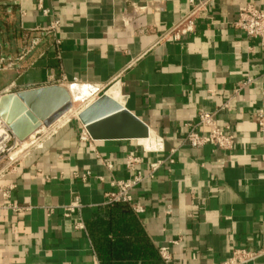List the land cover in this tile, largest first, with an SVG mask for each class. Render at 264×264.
Instances as JSON below:
<instances>
[{"label":"crops","instance_id":"1","mask_svg":"<svg viewBox=\"0 0 264 264\" xmlns=\"http://www.w3.org/2000/svg\"><path fill=\"white\" fill-rule=\"evenodd\" d=\"M247 5L264 0H215L175 41L163 33L190 0H0V93L98 88L75 113L105 95L99 115L127 110L149 132L96 139L94 117L78 114L33 132L36 145L0 178V205L6 190L27 207H0V264H215L237 249L264 264V46L235 26ZM200 111L230 127L232 149L186 141ZM137 176L142 212L109 201Z\"/></svg>","mask_w":264,"mask_h":264},{"label":"built area","instance_id":"2","mask_svg":"<svg viewBox=\"0 0 264 264\" xmlns=\"http://www.w3.org/2000/svg\"><path fill=\"white\" fill-rule=\"evenodd\" d=\"M215 0H201L196 2L190 0L192 8L171 27L167 28L163 33L162 39L171 37L175 41H180L182 37L189 35L195 31L196 19L202 11L207 10L208 6ZM59 26V21H53L48 27L44 29L46 32H55ZM235 26L245 32V34L253 39H257L264 46V9L255 5H247L243 8L235 22ZM6 60L0 55V70L4 69ZM252 80H248L243 83L249 84ZM74 84V83H73ZM88 87V86H87ZM93 93H98V88L88 87ZM5 94L0 93V97ZM225 108V107H223ZM259 127H264V113H259ZM85 133V137H86ZM186 141L193 147H201L204 145H213L219 149L229 150L234 147L235 138L230 131V127H222L216 118V113L200 111L198 114L197 122L192 126L187 134ZM36 145V141L33 140L32 146ZM20 146L19 139L12 132L10 125L7 121L0 116V178L8 175L16 168V163L19 161L18 157L13 158L12 153L16 148ZM7 161V162H6ZM129 165H133L138 161L137 158H131L128 160ZM158 164H153V168L156 169ZM11 167V169H10ZM141 177L137 176L135 179L121 180L117 182V190L108 194L109 201L126 202L130 204L132 209L136 212H142L143 209L131 201L130 190L140 181ZM2 196L8 202L5 205H0L1 208H9L13 211L20 212L26 210L27 207L20 205L15 200H10L9 192L2 191ZM74 206L67 207V211H72ZM161 258L169 263L172 259L169 246H161L159 248ZM258 253L247 251L245 249L235 250L231 257L215 264H244L254 260Z\"/></svg>","mask_w":264,"mask_h":264},{"label":"water","instance_id":"3","mask_svg":"<svg viewBox=\"0 0 264 264\" xmlns=\"http://www.w3.org/2000/svg\"><path fill=\"white\" fill-rule=\"evenodd\" d=\"M111 106V100L103 95L80 113L81 119L94 117L86 122L87 131L92 137L96 139L148 137V127L127 110L116 108L99 115ZM71 108L72 100L68 89L61 85L5 94L0 99V116L7 121L19 140L27 138L42 125L52 126Z\"/></svg>","mask_w":264,"mask_h":264},{"label":"bare ground","instance_id":"4","mask_svg":"<svg viewBox=\"0 0 264 264\" xmlns=\"http://www.w3.org/2000/svg\"><path fill=\"white\" fill-rule=\"evenodd\" d=\"M68 92L70 94L71 100L72 101H81L83 100L84 96H91L90 93V89H88L87 86L85 85H80V84H76V83H72L71 85H68ZM93 94V93H92ZM95 94V93H94ZM1 99V97H0ZM86 99V98H85ZM82 102V101H81ZM73 106V103H72ZM76 112V109L73 107L71 108L66 114H64L57 122L55 123H63L64 121H66L67 119H69L74 113ZM79 115V114H78ZM42 127V128H41ZM45 126H40L41 129H47ZM52 127V126H51ZM38 130V128H37ZM32 135L28 136V139L31 137ZM27 141L26 138L23 140H20L19 142L21 143V148H25L27 146ZM29 144V143H28ZM21 152V151H20ZM13 154V153H12ZM13 156V155H12ZM13 158H15V156H13Z\"/></svg>","mask_w":264,"mask_h":264},{"label":"rangeland","instance_id":"5","mask_svg":"<svg viewBox=\"0 0 264 264\" xmlns=\"http://www.w3.org/2000/svg\"><path fill=\"white\" fill-rule=\"evenodd\" d=\"M68 86H66L65 88H67ZM68 89V88H67ZM91 93V92H90ZM86 98V99H85ZM93 100V96L91 95L90 98L89 96H84L83 100H81L80 102L79 101H72L73 103V106L72 108L74 107L76 109L77 112L80 111V109H82L85 104H87L88 102L92 101ZM78 113H75L73 115H77ZM40 128V127H39ZM37 131V130H36ZM46 131V130H45ZM32 135V134H31ZM34 135L35 133L28 139V137L26 138L27 141V146L23 149L21 148V143L19 142L20 146L18 148H16L13 152V156L15 157H18L19 161L22 157H24L25 155H27L30 151V148H31V145L33 144V140H34ZM20 141V140H19ZM29 143V144H28ZM33 147V146H32ZM21 151V152H20ZM19 161L16 163L18 164ZM7 162V161H6ZM11 169V167H10Z\"/></svg>","mask_w":264,"mask_h":264},{"label":"trees","instance_id":"6","mask_svg":"<svg viewBox=\"0 0 264 264\" xmlns=\"http://www.w3.org/2000/svg\"><path fill=\"white\" fill-rule=\"evenodd\" d=\"M114 205H117V202H115V204Z\"/></svg>","mask_w":264,"mask_h":264}]
</instances>
